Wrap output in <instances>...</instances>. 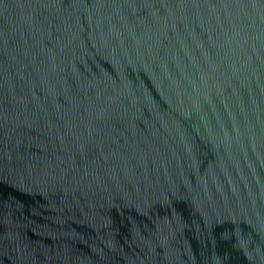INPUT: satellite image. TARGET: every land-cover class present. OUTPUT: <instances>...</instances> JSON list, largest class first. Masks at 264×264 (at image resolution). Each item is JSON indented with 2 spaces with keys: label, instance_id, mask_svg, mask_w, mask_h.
Wrapping results in <instances>:
<instances>
[{
  "label": "water",
  "instance_id": "obj_1",
  "mask_svg": "<svg viewBox=\"0 0 264 264\" xmlns=\"http://www.w3.org/2000/svg\"><path fill=\"white\" fill-rule=\"evenodd\" d=\"M0 264H264V0H0Z\"/></svg>",
  "mask_w": 264,
  "mask_h": 264
}]
</instances>
